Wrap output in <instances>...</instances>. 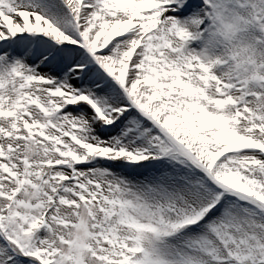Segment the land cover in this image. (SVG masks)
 <instances>
[{
  "label": "snow or ice",
  "instance_id": "6c2138e0",
  "mask_svg": "<svg viewBox=\"0 0 264 264\" xmlns=\"http://www.w3.org/2000/svg\"><path fill=\"white\" fill-rule=\"evenodd\" d=\"M0 264H264V0H0Z\"/></svg>",
  "mask_w": 264,
  "mask_h": 264
}]
</instances>
